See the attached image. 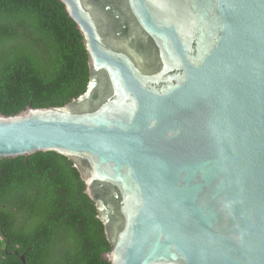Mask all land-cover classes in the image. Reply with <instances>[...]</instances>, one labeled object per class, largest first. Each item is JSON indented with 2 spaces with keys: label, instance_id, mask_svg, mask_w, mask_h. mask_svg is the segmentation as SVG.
<instances>
[{
  "label": "water",
  "instance_id": "water-1",
  "mask_svg": "<svg viewBox=\"0 0 264 264\" xmlns=\"http://www.w3.org/2000/svg\"><path fill=\"white\" fill-rule=\"evenodd\" d=\"M59 2L85 90L0 114V161L71 162L108 264H264V0Z\"/></svg>",
  "mask_w": 264,
  "mask_h": 264
},
{
  "label": "trees",
  "instance_id": "trees-1",
  "mask_svg": "<svg viewBox=\"0 0 264 264\" xmlns=\"http://www.w3.org/2000/svg\"><path fill=\"white\" fill-rule=\"evenodd\" d=\"M87 56L59 0H0V114L69 103ZM79 173L38 152L0 161V264H108L110 246Z\"/></svg>",
  "mask_w": 264,
  "mask_h": 264
}]
</instances>
